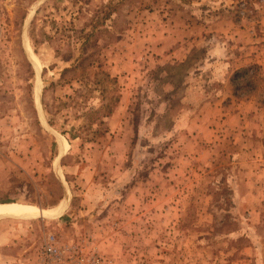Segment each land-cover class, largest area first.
Listing matches in <instances>:
<instances>
[{
    "label": "rangeland",
    "instance_id": "obj_1",
    "mask_svg": "<svg viewBox=\"0 0 264 264\" xmlns=\"http://www.w3.org/2000/svg\"><path fill=\"white\" fill-rule=\"evenodd\" d=\"M263 17L264 0H0V202L69 205L55 225L0 218V264H41L45 220L61 244L94 246L100 264L111 252L123 264H264L260 68L232 83L258 109L219 127L210 159L167 201L149 177L176 151L174 125L196 100L188 83L204 82L207 101L214 49L229 34L259 40ZM100 221L114 237L106 253L92 235Z\"/></svg>",
    "mask_w": 264,
    "mask_h": 264
},
{
    "label": "crops",
    "instance_id": "obj_2",
    "mask_svg": "<svg viewBox=\"0 0 264 264\" xmlns=\"http://www.w3.org/2000/svg\"><path fill=\"white\" fill-rule=\"evenodd\" d=\"M262 31L263 33L259 40H252V37H246L243 42H240V39L235 37V35L229 34V37L232 38L231 42L228 43V41H220V43L216 46L214 50H220L219 55L223 56V58L217 56V59L211 63L218 67H215L216 70H220H218V76L220 78L212 81V84L216 83V87L214 86V88H212L213 90H210L212 96L207 101H205L206 98L203 94L205 92L204 82L197 80L196 78L193 83H188L190 91L193 89L196 93L194 94L196 100L192 104V107L188 106L181 109L182 117L179 118V121L174 125V130H176L180 136L176 145V151L172 153V158L168 159L170 160V164L165 170L155 168L154 174L151 173L149 176L151 178L154 177L155 180L157 179L155 183L160 184L163 182L161 185L165 188L164 201H167L171 195L178 190L180 182L189 176L187 175L188 171L192 170L194 165L203 163L207 159H210L212 150L210 146H206V141L210 143V141H214V139L219 136V127L222 128L225 126L226 130H235V128L238 129V127H242V124L240 123L242 122V118L247 116L248 113H252V111H256L258 109L254 106L255 101L251 97H245L239 101L236 100L237 97L232 90L231 76L235 70L249 65L250 63L257 64L262 74H264V17L262 19ZM235 48H238L236 52H234ZM214 55L215 54H211V56ZM184 83H186V80ZM193 84H196L195 88L192 87ZM188 89L186 90V93H188ZM230 102H232L234 108L227 107ZM221 120L222 124L220 122ZM236 125L239 126L237 127ZM94 173L95 172L86 174L85 172L83 175L90 178L93 177ZM111 177L113 178L114 175ZM118 180L119 179H117V181ZM137 190L138 188H131V190L127 191V194L130 193V195L134 198L137 196ZM153 195L155 196V193ZM64 198L65 199H60L61 203L65 200V202L61 204L63 206L58 210L50 212V214L53 215L49 219H51L50 222H53L54 225L55 223H58L57 221L64 218V213H68L69 211V205L67 202L68 197ZM59 203L60 201L53 207L57 206ZM122 204H124V202H122ZM125 206L126 205H123L121 208L124 210ZM40 209L43 210L50 208L41 207ZM41 212L44 213V211ZM33 215L36 216L35 214ZM33 215L29 214L24 217H33ZM48 217L49 216H44L43 218ZM47 223L48 221L46 220L42 222V227L45 230L44 232L46 235L51 233L46 229L45 224ZM104 226H106L104 225V222L100 221L97 227L93 226L95 233H93V231L89 232H92L93 236H97L95 238L98 247L106 253L108 252V245L105 242H113L114 237L112 234L107 235V231L104 229ZM97 228L100 229L98 230ZM111 253L112 254L108 253V257L111 261L107 264H123V261L125 260L123 258L124 256L122 257L120 256L121 254L116 252ZM119 257L120 260H118Z\"/></svg>",
    "mask_w": 264,
    "mask_h": 264
},
{
    "label": "built area",
    "instance_id": "obj_3",
    "mask_svg": "<svg viewBox=\"0 0 264 264\" xmlns=\"http://www.w3.org/2000/svg\"><path fill=\"white\" fill-rule=\"evenodd\" d=\"M40 260L41 264H100L106 261L94 246L84 248L73 242L61 244L52 233L46 235L40 246Z\"/></svg>",
    "mask_w": 264,
    "mask_h": 264
},
{
    "label": "bare ground",
    "instance_id": "obj_4",
    "mask_svg": "<svg viewBox=\"0 0 264 264\" xmlns=\"http://www.w3.org/2000/svg\"><path fill=\"white\" fill-rule=\"evenodd\" d=\"M64 202L65 200H63L62 203H60L59 205L53 208L43 209V210L31 204H22V203H17V202H0V216L2 215L26 216L29 214H32V215L33 214L35 215L50 214V212L60 209L63 206L61 204H63ZM37 211H40V212H37ZM41 211H44V213H42ZM45 212H48V213H45Z\"/></svg>",
    "mask_w": 264,
    "mask_h": 264
},
{
    "label": "trees",
    "instance_id": "obj_5",
    "mask_svg": "<svg viewBox=\"0 0 264 264\" xmlns=\"http://www.w3.org/2000/svg\"><path fill=\"white\" fill-rule=\"evenodd\" d=\"M259 66L255 63L243 66L237 70L234 71V73L231 76V82L235 84H240L245 80V82L252 83L253 82V75L258 71ZM251 71V72H250ZM248 74V77L244 76L243 74ZM108 75V74H107ZM235 94V91H234Z\"/></svg>",
    "mask_w": 264,
    "mask_h": 264
},
{
    "label": "water",
    "instance_id": "obj_6",
    "mask_svg": "<svg viewBox=\"0 0 264 264\" xmlns=\"http://www.w3.org/2000/svg\"><path fill=\"white\" fill-rule=\"evenodd\" d=\"M31 61H32V63H33V66H34V68H35V70H37V65H36V62H34L32 59H31ZM61 156V155H60ZM42 217L43 216H49V217H51L53 214H40ZM9 216H12V215H2V216H0V218H2V217H9Z\"/></svg>",
    "mask_w": 264,
    "mask_h": 264
}]
</instances>
